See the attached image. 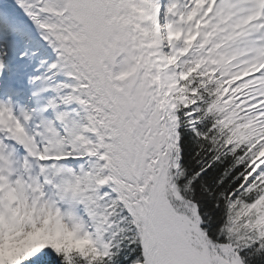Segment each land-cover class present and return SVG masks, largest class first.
Returning a JSON list of instances; mask_svg holds the SVG:
<instances>
[{"label":"snow or ice","instance_id":"snow-or-ice-1","mask_svg":"<svg viewBox=\"0 0 264 264\" xmlns=\"http://www.w3.org/2000/svg\"><path fill=\"white\" fill-rule=\"evenodd\" d=\"M0 264H264V0H0Z\"/></svg>","mask_w":264,"mask_h":264}]
</instances>
